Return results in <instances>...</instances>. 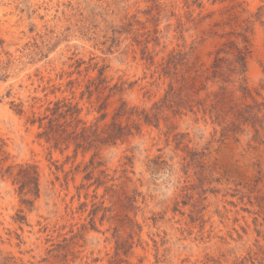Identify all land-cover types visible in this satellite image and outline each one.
<instances>
[{"label":"rangeland","instance_id":"374dc122","mask_svg":"<svg viewBox=\"0 0 264 264\" xmlns=\"http://www.w3.org/2000/svg\"><path fill=\"white\" fill-rule=\"evenodd\" d=\"M0 264H264V0H0Z\"/></svg>","mask_w":264,"mask_h":264}]
</instances>
